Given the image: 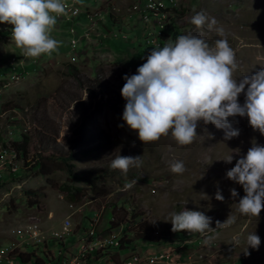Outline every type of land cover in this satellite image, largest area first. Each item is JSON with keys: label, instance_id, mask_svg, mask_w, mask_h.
<instances>
[{"label": "rangeland", "instance_id": "374dc122", "mask_svg": "<svg viewBox=\"0 0 264 264\" xmlns=\"http://www.w3.org/2000/svg\"><path fill=\"white\" fill-rule=\"evenodd\" d=\"M156 1L165 3L157 16L147 0H78L79 15L57 18L50 33L60 42L57 50L36 58L24 57L11 38L12 25L0 22V264H59L63 252L83 264H121L129 255L126 259L145 260L169 249L173 264H264V208L258 218L236 212L245 193L226 177L253 141L264 146V135L248 118H228L239 129L229 140L222 129L200 121L197 136L186 146H178L170 134L143 144L121 118L126 104L122 77L136 74L151 48L175 42L179 35L191 33L212 46L221 38L215 29L223 28L235 52L237 82L264 67V0ZM193 9L215 18L212 30L207 23L197 28L189 22ZM86 12L92 14L89 22ZM83 32L87 36L80 39ZM244 101L242 92L238 102ZM1 152H17L22 159L3 162ZM230 154L232 162L225 163ZM118 155H141L142 163L124 174L109 167ZM177 161L183 162V173L171 172L170 164ZM134 178L137 184L126 189ZM63 184L81 188L80 199L67 201L59 189ZM233 188L236 198L230 195ZM217 190L223 201L215 199ZM184 209L211 217L212 228L228 215L237 218L205 234L172 232L166 219ZM95 218L98 236L114 235L134 247L94 249L81 257L76 245ZM65 219L71 235L60 241L51 233ZM31 224L44 242L26 236ZM251 232L260 245L248 247L245 255ZM234 238L238 245H232ZM13 243L16 251L9 253ZM20 253L35 254L38 263L18 259Z\"/></svg>", "mask_w": 264, "mask_h": 264}, {"label": "clouds", "instance_id": "9594fccd", "mask_svg": "<svg viewBox=\"0 0 264 264\" xmlns=\"http://www.w3.org/2000/svg\"><path fill=\"white\" fill-rule=\"evenodd\" d=\"M193 12L189 22L197 28L207 23L208 29L212 30L217 24L215 18L209 20L202 11L193 9ZM66 14L64 0H0V22L12 25L11 38L26 58L50 55L57 50L60 42L50 33L57 17ZM215 30L221 38L212 46L191 33L179 35L175 42L168 40L162 47L151 48L146 62L137 68L136 74L122 77L126 82L121 88V96L126 104L121 118L129 129L136 131L143 144L170 134L178 146L189 145L197 136L200 121L222 129L224 139L229 140L239 135V129L233 128L228 119L236 116H246L252 129L264 135V67L237 82L233 75L238 68L235 52L224 36V29ZM242 92L245 101L240 104L238 96ZM209 138H212L211 134ZM140 156L118 155L109 167L127 174L130 167H140ZM223 160L231 163L232 154ZM170 170L180 174L185 171V166L182 161H177L170 164ZM226 177L240 184L245 193L236 203V212L258 218L264 208V146L253 141L246 154L226 171ZM135 184L136 178L125 188L130 189ZM230 195L236 198L238 193L233 188ZM215 199L224 200L219 190ZM169 216L166 221L171 222L172 232L200 234L229 227L237 218L228 215L223 222L217 220L216 227L212 228V218L202 211L184 209ZM238 244L239 239L234 238L232 245ZM259 245V236L249 233L244 254H250L248 247L258 249Z\"/></svg>", "mask_w": 264, "mask_h": 264}, {"label": "built area", "instance_id": "2783aa9c", "mask_svg": "<svg viewBox=\"0 0 264 264\" xmlns=\"http://www.w3.org/2000/svg\"><path fill=\"white\" fill-rule=\"evenodd\" d=\"M64 3L67 6L68 20H71L74 17L79 15L80 10L78 9V0H64ZM152 3H163V2L156 1V0H147V4H152ZM90 15H92L91 12H86L85 14L88 22L90 21ZM74 32L75 30L71 28L70 33L73 35ZM86 36L87 35H85L84 33L80 39ZM76 42H77L76 39L71 40V44L73 46L75 45ZM1 155H2L3 162L15 163L16 161H19L22 159V156L17 155V152H1ZM96 221L97 220L95 218L93 220V223H91V227L86 230L84 234L85 235L84 238H82L81 242L78 245H76V250H81V257H84L85 254L93 251L94 249L106 248L110 246L117 247L119 245V240H116L114 235H109V236L101 238L100 236L96 234V231H95V224L97 223ZM39 235H40V232H39V229H37V225L31 224L28 228V232L26 236L30 237L34 241H37L38 243L44 242V239H45L44 236L40 238ZM51 235L53 238L60 240V241L64 240L66 236L71 235L70 221L68 219H65L63 223L61 224L60 228L58 230L53 231ZM22 238H23L22 235H19V239H22ZM15 247H16V244L13 243V246L9 253L15 252L16 251ZM63 253H64L63 257L58 258L59 264H83V262L80 261L79 258H74V256H72V258L68 260L67 254L69 253L68 252H63ZM71 253H74V252H72L71 250ZM59 254L61 255L60 251H59ZM11 261L12 259H10V263ZM162 261H165L166 263H169V264L176 263L174 254L172 253L170 249L167 250V253L163 254L162 257H153L151 254L150 257H145V260H143L142 258L125 259V262H121V264H157Z\"/></svg>", "mask_w": 264, "mask_h": 264}, {"label": "trees", "instance_id": "16d2710c", "mask_svg": "<svg viewBox=\"0 0 264 264\" xmlns=\"http://www.w3.org/2000/svg\"><path fill=\"white\" fill-rule=\"evenodd\" d=\"M158 46H162V45L159 43ZM17 150H19V149H17ZM68 173H71L70 169H68ZM59 189H60L61 192L64 193L66 200L69 201V202L78 201L80 199L81 195H82L80 193L82 191L81 188L72 187V186H69L68 184L61 185L59 187ZM78 192H79V194H77ZM117 247L125 250V249H129L130 247H134V243H133V241H130V240L125 241L124 239H121V240H119V245ZM34 255L35 254H33V253H30V254L20 253L17 257H18V259H20L22 261H25V262H30L32 260V258H33L34 261L36 263H38V258H36ZM28 256H30V257H28Z\"/></svg>", "mask_w": 264, "mask_h": 264}, {"label": "bare ground", "instance_id": "6f19581e", "mask_svg": "<svg viewBox=\"0 0 264 264\" xmlns=\"http://www.w3.org/2000/svg\"><path fill=\"white\" fill-rule=\"evenodd\" d=\"M164 4L165 3H152V4H147V7H148V10H151L153 12L154 15H158L159 13H161L160 9L162 7H164ZM164 10V9H163ZM160 11V12H159ZM163 12V11H162ZM162 16H164V14H161ZM57 18H63L64 20H68V15H61V16H58ZM13 171H15V169H13ZM161 251H166V250H161ZM130 256V255H129ZM129 256L125 257L123 259V262L125 261L126 258H128ZM163 255H160V257H162ZM142 257V256H141ZM135 258H140L139 256L137 255H134L133 259Z\"/></svg>", "mask_w": 264, "mask_h": 264}, {"label": "crops", "instance_id": "0c3cea01", "mask_svg": "<svg viewBox=\"0 0 264 264\" xmlns=\"http://www.w3.org/2000/svg\"><path fill=\"white\" fill-rule=\"evenodd\" d=\"M81 28H83V30H84L85 27L81 26ZM148 256H149V255H148ZM153 256H155V255H153Z\"/></svg>", "mask_w": 264, "mask_h": 264}]
</instances>
